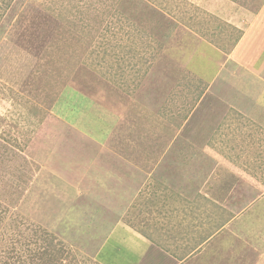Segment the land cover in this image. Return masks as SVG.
<instances>
[{
  "label": "rangeland",
  "instance_id": "obj_1",
  "mask_svg": "<svg viewBox=\"0 0 264 264\" xmlns=\"http://www.w3.org/2000/svg\"><path fill=\"white\" fill-rule=\"evenodd\" d=\"M251 6L0 0V264L123 262L101 249L120 218L151 232L184 211L224 233L210 264H264V126L221 96L233 79L217 72Z\"/></svg>",
  "mask_w": 264,
  "mask_h": 264
},
{
  "label": "crops",
  "instance_id": "obj_2",
  "mask_svg": "<svg viewBox=\"0 0 264 264\" xmlns=\"http://www.w3.org/2000/svg\"><path fill=\"white\" fill-rule=\"evenodd\" d=\"M252 2L253 6L242 8L243 11L250 13V15L246 17L245 20H242L239 15L238 21L242 23V33L234 46H232L226 54H223L224 58L220 65L222 67L223 64L225 68L223 67L224 69H222L219 67V71L217 72H223L224 70L223 74L226 72V75L233 79V85L230 87V91L225 92V88L222 89L224 92L221 93V96L225 97L227 100L230 99L231 96H233V98H238V105L242 107L240 109L241 113L248 115V117L254 121H257V119L260 118L257 122L264 126V84L263 90L261 91L259 90V86V88L256 89L257 85L255 83L257 78H264V0H252ZM257 97H261L260 102L254 103V98ZM253 107L256 111L253 110ZM241 113L238 115H242ZM226 115L227 113L225 116ZM234 116L236 115H229L228 117L230 120H235L236 117ZM249 121L250 120L248 119V122ZM155 169L150 166L141 169L136 167L135 171H138L137 177H139L140 174L147 175L150 171L156 173L157 171H155ZM125 171H127V168ZM131 172L133 171L126 172L127 177L125 179L133 182L136 180V176L129 177L128 174ZM145 178L146 177H144L143 182L139 184L138 188V191L142 190V195L140 196L143 199L144 195L146 198H149L148 191L151 190V188H147V183H150L151 187L154 186L151 184V178L149 181L147 179L145 180ZM159 180L163 182L161 186L168 187L166 189L167 191H170V188L172 187L176 189L170 178L166 180L160 177ZM180 190L179 195L185 200H188L189 197L185 194V190L183 188H180ZM159 194L161 193L155 195ZM167 197L168 196H164L163 200ZM185 212L186 211L180 214V218L175 222L176 226H174L173 229L170 227L163 229L159 228V231L153 230L151 231L152 233L149 231V228L147 229L146 225L134 226L130 220L126 219V217L120 218L114 225L112 231L109 232V236L106 238V243L104 246L102 245L101 249L103 248L104 250V248L110 243L107 241H111L115 245V251L119 252L121 250L126 253L124 255L119 254L120 258L124 261L115 262V264H189L190 262L191 264H195L194 262H196V264H198V262L199 264H210L209 254L213 255L211 252L222 250L219 247H214V244L217 242L219 246L223 247L224 243H219L217 237L222 236L224 233L217 230L210 236L208 234L202 235L205 234L203 232V226L201 225L200 227L202 232H200V229L198 230V227H196V230L193 226H188V222L191 223L189 220L190 213ZM185 215L188 216L185 218ZM205 226L208 229L207 223H205ZM194 230L196 235L197 232H200L197 236L202 239L200 240L202 242L200 243L199 241L198 248L196 249H193L192 243L181 241L182 239L189 238L191 235L194 236L192 234ZM187 244L191 245L188 246ZM204 246L206 247L204 248ZM201 247H203V249H201ZM102 253L103 252L99 253L98 251V260L103 264H106L108 260L106 257H101Z\"/></svg>",
  "mask_w": 264,
  "mask_h": 264
},
{
  "label": "bare ground",
  "instance_id": "obj_3",
  "mask_svg": "<svg viewBox=\"0 0 264 264\" xmlns=\"http://www.w3.org/2000/svg\"><path fill=\"white\" fill-rule=\"evenodd\" d=\"M131 117H132V116H131ZM129 119H130V117H129ZM129 119H128V120H129ZM124 120H125V119H124ZM123 122H124V121H123ZM130 122H131V121H130ZM125 123H126V122H125ZM131 125H132V123H131ZM122 130H123V129H122ZM118 132H119V131H118ZM124 133H125V132H124ZM126 133H128V132H126ZM122 140H123V139H122ZM205 165H206V164H205ZM191 189H192V188H191Z\"/></svg>",
  "mask_w": 264,
  "mask_h": 264
}]
</instances>
